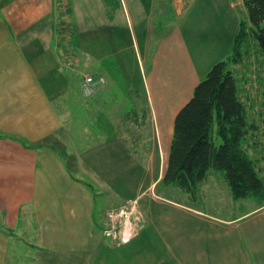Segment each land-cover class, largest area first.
Here are the masks:
<instances>
[{"label":"crops","instance_id":"1","mask_svg":"<svg viewBox=\"0 0 264 264\" xmlns=\"http://www.w3.org/2000/svg\"><path fill=\"white\" fill-rule=\"evenodd\" d=\"M199 1L0 0V264H8L13 240L26 241L37 252L44 249L45 257L98 249L102 238L97 233L94 194L84 183L88 181L71 171L53 148L56 143L51 137L62 128L63 119L52 103L51 86L64 90L66 79L61 84L60 76L89 72L106 80L92 94L97 98L109 89L107 76L114 58L133 57L142 69L145 59L155 56V60L173 27L178 49L179 16L192 19L197 11L204 12L194 18L199 26L195 39L197 45H204L216 33L205 9L226 8L230 0H225L226 7L213 0L197 6ZM230 2L235 6L238 1ZM185 25L186 21L181 30ZM247 86L240 85V92L260 132L258 138L252 135L249 154L264 179V99H250L243 93ZM147 99L149 110H143L145 104L139 99L141 103L129 115L134 119L117 124L115 135L112 131L106 134L111 136H101V130L109 131L106 118L114 111L94 121L92 128H100L97 134L93 130L91 142L98 144L90 146L89 154L101 156L105 169L107 156L114 154L111 150L128 144L139 154L146 135L134 133L132 127L146 123L150 127L154 119L152 134L158 136L153 146L148 144L149 158L154 148L160 149L165 164L172 137L165 147L157 128L158 113ZM98 102L112 107L108 100ZM89 164L91 174L97 175L95 160L90 158ZM81 167L86 168L84 163ZM164 167L153 187H141L139 208L141 215L149 214V223L173 264H264V194L252 195L243 211L222 216L158 189ZM147 260L140 258V263ZM158 260L162 261L156 258L155 264Z\"/></svg>","mask_w":264,"mask_h":264},{"label":"rangeland","instance_id":"2","mask_svg":"<svg viewBox=\"0 0 264 264\" xmlns=\"http://www.w3.org/2000/svg\"><path fill=\"white\" fill-rule=\"evenodd\" d=\"M210 1L200 0L197 6H201L202 3L208 5ZM213 1H219L224 6L227 4L225 0ZM230 1L223 9L212 10V7L205 9V18L215 23L216 33L214 31L212 38L206 40L204 45L202 42L197 45L195 39L199 26L195 24L194 18L201 17L204 12L197 11L192 19L185 18V15L179 16L178 49L175 48L173 27L167 31L168 38L164 37L155 60V56L145 59L142 69L135 66L133 57L114 58L112 69L107 76L109 89L97 98L94 95L83 94L80 79L84 72L75 71L60 76L59 83L62 84L66 79L64 90H54L51 86L49 93L52 96V103L63 119V126L57 134L65 145L62 146L68 153L70 166L76 169L74 172L77 175L93 183L96 191L100 192L95 198L94 216L95 222L99 224L97 233L101 235L102 243L97 250L87 254L51 253L49 257H45L41 254L44 249L37 252L35 248L26 244V241L13 240V252L10 253L8 264H141L140 258L148 259L145 264H155L156 258L162 259L156 264H173L172 256L164 249V243L159 240L154 226L149 223V214L141 215L142 210L139 208L142 203L139 199L140 191L144 190L141 187L144 185L153 187L155 184L153 181L160 177L161 167L164 166L160 149L154 148L150 158L147 149L148 144L154 145L153 141L158 136L152 134L156 132L155 119L150 127L148 123L143 126L137 125V128L132 127L134 133L140 131V134L146 135V141L138 149L139 154H134L136 153L134 147L130 149L128 144L122 148L118 147L116 151L111 150L114 154L107 156L110 157L107 169L103 167L101 156L89 154L90 146L98 144L97 141L91 142V137H95L92 132L95 129L94 132L97 134L100 128L92 127L95 125L94 121L102 118L104 112L114 111L109 112V117L106 118L108 123L105 128L109 131L101 130V136L104 138L111 136L106 134L112 131L115 135L117 124H121L129 117L134 119L129 115H133L135 105L142 101L145 104L143 110H149L147 99L149 96L158 113L157 128L166 147L173 134L176 113L191 97L194 86L205 77L211 66L231 53L240 20L248 18L243 0H234L238 1L235 6ZM185 21L186 25L181 30V24ZM244 61L247 63L236 66L240 85L248 84V90L244 89L243 93L246 92L248 97L251 96L250 99L256 98L261 102L264 99V54L257 42L251 40V51ZM101 99L112 102V107H106L105 103L98 102ZM260 102L258 101V104ZM116 104L119 106L116 107ZM92 108L96 111L91 112ZM90 158L95 160L96 167L93 171L97 173L95 176L90 172L93 169L89 164ZM81 162L86 168L81 167L83 165ZM207 178L206 182L200 184L197 197L182 193L178 187L167 189L163 183L158 189L226 217L243 211L251 203L252 196L233 198L223 170L211 169ZM112 228L113 231L127 232L126 240L137 232L131 241L122 243L124 240L119 235L118 238H114L113 235L106 234V230ZM15 254L20 257L19 260Z\"/></svg>","mask_w":264,"mask_h":264},{"label":"trees","instance_id":"3","mask_svg":"<svg viewBox=\"0 0 264 264\" xmlns=\"http://www.w3.org/2000/svg\"><path fill=\"white\" fill-rule=\"evenodd\" d=\"M243 1L248 18L240 20L231 53L211 66L176 113L169 152L157 187L163 183L167 188L178 187L183 193L197 197L198 188L210 170L219 169L225 173L233 198L264 194V179L249 154L254 142L251 137L258 138L260 134L259 125L250 118L236 70L240 63H247L244 60L251 51V40L257 42L264 54V0ZM91 75L98 85L102 78L103 84L106 81L104 76ZM81 82L82 79L80 87ZM51 139L56 143L53 148L69 169L75 171L59 135L54 133ZM84 183L95 199L100 192L93 183Z\"/></svg>","mask_w":264,"mask_h":264},{"label":"built area","instance_id":"4","mask_svg":"<svg viewBox=\"0 0 264 264\" xmlns=\"http://www.w3.org/2000/svg\"><path fill=\"white\" fill-rule=\"evenodd\" d=\"M102 82H103V78L98 81V83L100 84ZM97 85H98L97 82L94 80L91 74H84V77L81 82V87L85 95H90L96 89ZM113 228H114V225H113ZM113 228L112 230H108L107 234L111 236L113 235L114 238H118V235H119L120 238H122V240L125 241L127 232H123L120 230L113 231Z\"/></svg>","mask_w":264,"mask_h":264}]
</instances>
